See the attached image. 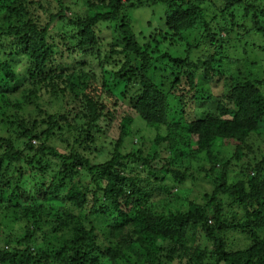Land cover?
I'll return each instance as SVG.
<instances>
[{"label": "trees", "instance_id": "trees-1", "mask_svg": "<svg viewBox=\"0 0 264 264\" xmlns=\"http://www.w3.org/2000/svg\"><path fill=\"white\" fill-rule=\"evenodd\" d=\"M134 11L151 15L149 29L141 25L137 32ZM251 32L264 40V0H0V117L30 143L26 153L0 136V264H175L176 258L180 264H264L258 236L264 234V153L249 142L264 140V63L251 55ZM201 66L207 78L225 85L219 94L196 84ZM46 96L56 112L43 109ZM125 100L132 110L122 117L115 151L95 162L106 133L101 120L118 114ZM208 101L217 107L201 110ZM130 111L157 131L150 158L122 151L135 121ZM32 115L46 129L28 126ZM54 134L63 136L64 153L48 144ZM50 155L58 160L52 170ZM193 159L210 164L207 201L161 203L185 181ZM143 163L157 175L129 172ZM9 164L18 166L19 181L43 179L37 183L42 203L25 184L5 195L13 178L3 167ZM233 166L240 176L231 177ZM159 176H170L173 186L147 188ZM50 198L59 205L45 203ZM227 198L245 212L244 221L224 219ZM6 220L19 228L4 226ZM197 228L212 248L185 249L182 236ZM226 228H240L252 244L228 249L219 236Z\"/></svg>", "mask_w": 264, "mask_h": 264}, {"label": "rangeland", "instance_id": "rangeland-1", "mask_svg": "<svg viewBox=\"0 0 264 264\" xmlns=\"http://www.w3.org/2000/svg\"><path fill=\"white\" fill-rule=\"evenodd\" d=\"M49 3H51V5L56 4V2L58 0H48ZM73 0H65L66 4H72ZM220 1V0H219ZM81 5V4H80ZM80 7V6H79ZM134 13H138V29L137 32L142 31V26L147 27L146 23L147 20L151 18V15L147 16V17H142V13L141 11H134ZM142 25V26H141ZM149 29V28H148ZM147 30V29H146ZM145 30V31H146ZM103 35H106V32L104 31ZM110 36V35H109ZM140 36V33H139ZM249 37H246L247 42H251L252 44H255V46L253 47V51L251 52V55L254 56V58H256L257 60H261V63H264V40L263 37L255 32H251L249 35ZM224 37V36H223ZM234 40V39H233ZM235 42L231 41L230 42V46H235ZM201 46V45H200ZM183 47H185V45L182 43L181 44V49H183ZM263 47V48H262ZM250 49V48H248ZM175 52V51H174ZM204 54V48L201 47L199 49L196 50L195 52V57H199L202 56ZM244 55L246 53H243ZM238 55V54H236ZM77 60L81 59V56L79 53H75L73 55V58H75ZM3 58H6L5 56ZM73 58L71 57H67L65 60L70 62L71 60H73ZM85 60L87 59L86 57L84 58ZM17 63V70L23 71L24 66H26V63L23 59H19L16 61ZM88 64V63H87ZM91 68V67H90ZM231 70L233 69V67L230 68ZM95 70L98 71V74L100 75V69H97V67H95ZM203 68L202 66L198 69V74L196 77V84L199 86V88L201 89H206V91H208V93H210L211 91H214V94H219L220 91L225 89V85L223 83H220L219 81L216 80H210V78H207L205 76V73L202 72ZM50 97L46 96V103L43 104V109H48V111L50 112H56V104L54 103H49ZM48 104L49 107L46 105ZM217 102L216 101H208V103L204 104L203 106H201V110L204 108L203 107H209L211 109H214L216 106ZM35 111V109H31L30 111ZM132 110L131 106L129 105V102L127 100L123 101L122 105H121V109L118 111V114L114 115L111 119L107 120V119H102L101 120V126L103 128H105V134L103 136V138H101V151L98 153H96L95 155V162H103L109 158L112 157L114 151H115V146H116V142L120 137L121 134V120L122 117L124 116V113ZM28 111V110H27ZM29 112V111H28ZM132 113V115L135 117V121H133L130 126H129V131L131 134H129L128 137H126V140L122 146V151L125 152H130V151H140L141 155H143L144 157L150 158L152 157L154 151H155V145H154V138H155V134L157 133V131L153 128L150 127L145 121H143L142 119H140L136 113L134 111H130ZM1 118V117H0ZM38 120H42L43 118L39 115L38 116ZM31 120V121H30ZM44 121V120H43ZM37 122V118L35 120V115H32V117H30L29 121H28V126H34L37 127V129L39 131H42L44 129H46V127L48 126L47 122ZM1 123V128H0V136L6 137V138H11L13 140V142L15 143L16 147H20L21 145L24 146V148L27 150L26 153L29 152L28 150V145H30L29 142L26 143V141L28 140L29 137H26L25 139H22L21 137V133H19L18 131H12L11 129H9V127L6 125V123L3 122L2 118L0 120ZM3 123V124H2ZM63 136H58L57 134H54L52 139L49 140V145L53 146L58 152L64 153L65 150L67 149V146L64 144L65 142H63L62 139ZM252 145L255 146V143H258L256 146L260 145V149H262L263 153H264V140L261 141V137H258L256 139H250L249 141ZM31 143L33 145H35L36 147H38L41 142L38 141L37 139H33L31 141ZM227 144V145H226ZM234 145V144H233ZM224 146L226 147V149L230 150V148L234 149L235 147H233L230 143H224ZM2 148V147H1ZM0 148V152L3 151V148ZM162 155L161 157L164 158L167 155V151L166 149L162 148ZM34 152H36V149H33L32 152H30L29 154H33ZM256 156L258 155V151L256 153H254ZM254 154H250V156H253ZM48 158H50L53 162V164L51 165L50 170H52L53 167H56L58 160L53 156L50 155L48 156ZM55 159V160H54ZM42 163L46 165V158H42ZM145 163H143L142 165H134L129 172L132 170L134 173L138 172L140 173L144 178H146L147 176H152L154 177L155 175H157L156 173L152 172L150 168H146ZM210 164L207 163H200L199 161H197L196 159L191 160L190 162V168L185 169V173H186V179L183 183H178L176 182V186H174V188L172 189V193L173 196L172 197H165L163 199H161V203L163 204H167V203H172L173 206L175 207H181V203L182 201L184 203H186L187 199H191L194 201H197L199 203H205L207 200L206 198L203 197L205 192H210L212 189V183H210L209 178H207V176H205V172L206 170L209 168ZM4 170L8 171V175L12 178V181L10 182V186L7 188L6 190V194L5 195H9L13 192H16L15 187L16 185H24L25 184V188L30 189L31 193L30 195L32 196L34 201H37L38 203H42L41 198L37 195V183L41 182L43 179L39 178V179H31V178H26L23 181H19V170H18V166H16L15 164H9L6 166H3ZM146 170H145V169ZM237 172H236V170ZM233 172H230L231 177H237V175L240 176V168L237 166H233L232 167ZM49 172V171H48ZM2 175V173L0 172V176ZM152 177H150V179L152 180L150 183H148L147 188H149L150 190H160V187H163L164 185H167L168 182H170V186L173 184L171 183V177H168V180H165L163 177L159 176V178H154L152 179ZM9 179V178H8ZM234 180V179H232ZM231 180V181H232ZM130 182V181H129ZM128 182V183H129ZM230 198L224 199V203L223 206L225 205V211H224V219L226 218V221L229 222L230 224H234V223H239L245 220V212L242 211V209H240L238 207L237 204H232ZM45 203H54L55 205H59V201L57 199H53L50 198L48 200L45 201ZM220 204V203H219ZM240 220V221H239ZM210 224H214V221L209 222ZM4 226H11V227H15V228H19V225L11 220H6V222L3 223ZM229 234V235H228ZM219 236H221L225 243H227V248L230 250H237V249H245L248 248L250 244H252V240L248 238V235L245 233H242V231L240 230V228L235 229H231V228H226L224 231L219 233ZM258 236L260 237H264V234H262V232H259ZM174 242L176 244H180V242L183 243L185 249H189L191 251L193 250H198L200 252H204L205 250H208L210 248H212L213 243L207 238L206 234L203 233L202 230L200 229H196V230H191L189 231L188 234L183 235L182 236V240L176 241L174 240ZM176 257V256H175ZM137 257L135 256V260ZM187 260V257H184V261ZM175 264H180V260L179 258H176L174 260ZM139 263V262H138ZM182 263V262H181ZM121 264H129L127 261H123V263ZM137 264V263H134ZM183 264V263H182Z\"/></svg>", "mask_w": 264, "mask_h": 264}, {"label": "bare ground", "instance_id": "bare-ground-1", "mask_svg": "<svg viewBox=\"0 0 264 264\" xmlns=\"http://www.w3.org/2000/svg\"><path fill=\"white\" fill-rule=\"evenodd\" d=\"M229 235V234H228Z\"/></svg>", "mask_w": 264, "mask_h": 264}]
</instances>
